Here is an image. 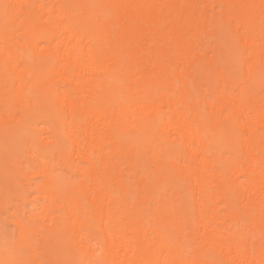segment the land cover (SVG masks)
Wrapping results in <instances>:
<instances>
[{
    "label": "bare ground",
    "instance_id": "1",
    "mask_svg": "<svg viewBox=\"0 0 264 264\" xmlns=\"http://www.w3.org/2000/svg\"><path fill=\"white\" fill-rule=\"evenodd\" d=\"M0 264H264V0H0Z\"/></svg>",
    "mask_w": 264,
    "mask_h": 264
}]
</instances>
